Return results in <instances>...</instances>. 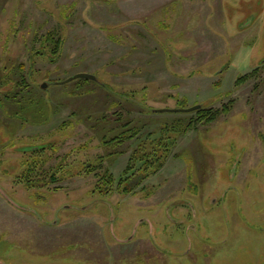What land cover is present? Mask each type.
I'll return each mask as SVG.
<instances>
[{
	"label": "rangeland",
	"instance_id": "374dc122",
	"mask_svg": "<svg viewBox=\"0 0 264 264\" xmlns=\"http://www.w3.org/2000/svg\"><path fill=\"white\" fill-rule=\"evenodd\" d=\"M0 98V264H264V0H0ZM161 137L157 174L92 193ZM32 155L63 178L27 186Z\"/></svg>",
	"mask_w": 264,
	"mask_h": 264
},
{
	"label": "trees",
	"instance_id": "16d2710c",
	"mask_svg": "<svg viewBox=\"0 0 264 264\" xmlns=\"http://www.w3.org/2000/svg\"><path fill=\"white\" fill-rule=\"evenodd\" d=\"M49 38L53 44L52 48V61H56L60 55L61 47L63 44V39L60 37H55L53 33L49 35ZM259 72V68L254 69L252 72L239 77L236 81V84H241L246 82L252 77H255ZM88 80V79H85ZM102 86L107 87L105 84ZM5 97L14 98L15 95H10V93L6 94ZM1 99V98H0ZM16 101L15 99H13ZM13 101V102H14ZM234 100H229L227 103H224L221 108L214 107H203L201 106L195 112V117L189 120L188 127L198 123H212L217 120L221 115L229 113L232 110ZM24 109V107H23ZM16 113V112H15ZM124 131L122 134H119L112 138L111 142L117 141V143H125L132 138H134L137 134V131L130 130ZM175 141L174 139H167V141L162 140V137L156 139L155 145L151 142L150 146L144 145L141 146L139 151L133 152L128 159V163L123 170V174L119 177L118 181L116 177L112 173L109 168L101 169L102 164H89L83 167L86 169H101L98 173L99 181L93 187L92 193L98 194L101 196L111 195L114 191H118L123 194L132 193L137 190L138 187L151 175L157 174L165 164L167 158L170 156L171 151L173 150ZM149 147V151L147 150ZM39 152L40 150L34 149ZM142 152V153H141ZM35 154V153H34ZM33 157L28 158L24 161V171L23 178H25L24 182L27 186H35L36 184L48 185L50 182L54 183L61 180L62 176H59L60 171H65L62 165L58 166L53 173L46 176H42L39 173V168L42 166L44 159L40 157V155H32ZM110 156V155H107ZM83 169V170H84ZM88 170V171H89ZM143 189V188H141ZM152 193V190L147 191L146 195L149 196Z\"/></svg>",
	"mask_w": 264,
	"mask_h": 264
},
{
	"label": "water",
	"instance_id": "95a60500",
	"mask_svg": "<svg viewBox=\"0 0 264 264\" xmlns=\"http://www.w3.org/2000/svg\"><path fill=\"white\" fill-rule=\"evenodd\" d=\"M75 78H85V79H92V80H97V76H95L94 74H90V73H78L62 82H67V81H70L72 79H75ZM46 86V85H45ZM200 108V105H194V106H191V107H183V108H164V109H156V111H160V112H163V111H182V112H191V111H195L197 109Z\"/></svg>",
	"mask_w": 264,
	"mask_h": 264
},
{
	"label": "flooded vegetation",
	"instance_id": "af4514ba",
	"mask_svg": "<svg viewBox=\"0 0 264 264\" xmlns=\"http://www.w3.org/2000/svg\"><path fill=\"white\" fill-rule=\"evenodd\" d=\"M252 78H253V77H252ZM250 79H251V78H250ZM244 83H245V82H244ZM7 94H8V93H7ZM5 95H6V94H5ZM231 100H232V99H231ZM201 106H203V105L200 104V107H201ZM222 106H223V105H222ZM203 107H205V106H203ZM211 107H212V106H211ZM220 108H221V107H220ZM195 111H196V110H195ZM191 112H193V111H191ZM191 112H189V113H191ZM34 149H38V147H36V148H34ZM154 190H155V189L153 188V189H152V192H153V193H154ZM151 196H152V193H151ZM190 228L195 229V226H194L193 224H191V225H190ZM120 243H121V242H120ZM122 243H123V244H126V243H131V242H130V241H123ZM145 247L150 249V250H146L145 253H151V254L153 253V250H151V246H150V245H147V246H145ZM189 252H190V249H186V251H184V254L189 255V254H190ZM193 260H194V259H193ZM189 262H190V260H189L187 263H189Z\"/></svg>",
	"mask_w": 264,
	"mask_h": 264
}]
</instances>
